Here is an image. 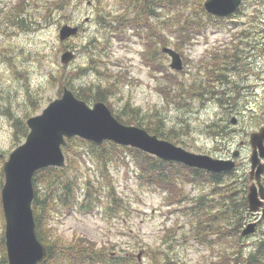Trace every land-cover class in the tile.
Returning a JSON list of instances; mask_svg holds the SVG:
<instances>
[{
	"label": "rangeland",
	"instance_id": "obj_1",
	"mask_svg": "<svg viewBox=\"0 0 264 264\" xmlns=\"http://www.w3.org/2000/svg\"><path fill=\"white\" fill-rule=\"evenodd\" d=\"M51 1L50 8L54 7V1L70 2L69 6L65 7L64 4L61 9L54 8L45 17L46 5ZM120 1L0 0V240L5 234L1 202L3 165L10 153L26 140L21 135L17 139L18 125L15 119H24L26 123L27 118L40 114L51 101L60 97L59 85L48 84V78L51 71L55 72L62 66L61 56L67 49L75 53L74 60L67 66V77L78 78L77 81L73 80L76 88L88 84L99 90V85L114 82V94L108 95L105 102L111 111L118 112L129 105L141 109L140 120L154 122L161 117L166 130L176 132L173 139L167 141L190 152L227 158L235 150H240L238 167L250 171L249 137L264 126V56H259L248 44V41L253 44L259 39V34L250 30L251 37L242 39L245 68L235 75L242 77L247 86L243 89L247 95L244 99L249 106L247 112L250 109L254 112L253 120L258 115L263 119L259 127H254L252 114L246 113L242 119L240 114L235 115L231 110L225 112L213 96L208 95L198 101L169 94L168 88L163 87L166 80L160 72L162 67L147 64L145 51L149 45L145 44L146 39L131 32L117 38L116 34L102 30L98 24V14L122 12ZM245 1L241 7L243 13H236L221 22L209 21L205 34L183 46L181 51L173 46L175 38L172 34L164 30L166 45L159 44V48L167 46L179 52L184 61V70H171V59L167 55L159 58L157 65L164 63L173 75L180 73L181 81L191 83L198 80L202 61L209 58L214 50L233 46L243 30L263 25L251 23L248 18L255 7L252 3L254 0ZM200 15L208 21L206 14ZM107 19L110 20L109 17ZM65 24L81 25V32L63 43L59 39V32ZM94 53L96 66L105 75L89 70L86 77H76L78 73H84L83 68L91 62ZM89 93L92 94V90ZM88 104L92 107L94 103ZM236 116L238 123L233 125L231 120ZM214 124L217 126L210 127ZM218 126L223 127L224 134H215ZM89 153L88 148L75 149L73 153L77 163L80 162L81 176L100 173V165ZM78 155H83L85 160ZM108 167L116 192L125 200L123 211L118 209L111 214L107 209L110 199L103 194L102 204L92 214H56L51 223L57 234L68 240L92 241L97 249H104L113 257H127L123 264H167L168 260L178 264H227L222 259L224 255L233 257L237 251L244 257L241 264H245L249 254L257 250V236L247 238L241 233L232 236L226 233V229L223 235L211 234L210 229L197 233L198 229L191 224V219L183 214L189 205L186 198L184 203L170 202L167 199L169 193L163 188L154 189L142 184L132 155L119 153L117 162ZM197 180L201 185L187 182L182 187L188 201L192 202L204 193L213 198V187L206 183L202 185L203 179ZM218 207L222 209L221 205ZM244 221L247 223L248 218H243V226ZM212 226L217 228L216 224ZM0 264H6L1 243ZM261 264H264V258Z\"/></svg>",
	"mask_w": 264,
	"mask_h": 264
},
{
	"label": "trees",
	"instance_id": "obj_2",
	"mask_svg": "<svg viewBox=\"0 0 264 264\" xmlns=\"http://www.w3.org/2000/svg\"><path fill=\"white\" fill-rule=\"evenodd\" d=\"M52 2L48 3V6L46 5L45 17H48L54 8L61 9L64 4H66L65 7L69 6L70 1H54V7L50 8L49 5H52ZM120 2L122 12L120 14H114V12L98 14V24L102 30L116 34L117 38L124 33L130 34L131 32L139 38L146 39L145 44L149 45L145 51V55H148L145 56L147 64L150 67H162L160 72L166 80V85L163 87H165L164 89L168 88L169 94L173 93L180 99L187 96L189 99L198 101L203 100L205 96H213L225 112L231 110V113L235 115L240 114L242 119L245 118L246 113H249V115L252 114L253 120L255 114L251 109L247 112L249 106L244 99L247 97L243 93V89L247 88L246 83L242 77L237 78L235 75L240 74L245 68L243 62L245 49L243 51L241 42H243V38L251 37L250 30L258 33L260 38L257 39L259 41L255 40L253 44L248 41L249 46L252 45L259 56H264V0L252 1L255 7L248 18L251 23L263 25H256L243 30L238 42H233V46L214 50L209 58L202 61L200 78L191 83L181 81L180 73L178 76L170 73L164 63L157 65L159 58L166 57L161 51V47L159 48V44L166 45L164 30H168L172 34L175 38L172 43L173 46L177 51H181L183 46L190 44L196 37L205 34L209 21L221 22L222 19L209 15L204 8V1L121 0ZM245 2L247 1L243 0V4ZM241 9L237 12L238 14L243 13ZM200 14H206L208 21ZM89 44L91 45L92 41ZM96 59L94 53L91 56V62L83 68L84 73H78L76 77H86V72L89 70L105 75V72L96 66ZM67 75V66L62 65L55 72L49 73L48 84L54 86L58 84L60 94L65 87H68L74 91L78 98L87 103L106 102L108 95L114 94V82H108L106 86L99 85V90L88 84L76 88L73 80L77 81L78 78L74 79L70 76L68 79ZM91 90L92 94L89 93ZM262 111H264V105ZM112 112L121 123L138 126L161 139H173L172 136L176 133L172 129L171 131L166 130L165 121L161 117L156 118L154 122L145 119L144 121L143 119L140 120L138 116L142 114L141 109L131 108L129 105H125L121 111L114 112L112 110ZM143 116L147 118L145 115ZM258 116L253 120L254 127H259L263 120L261 115ZM15 123L18 125L17 139L20 135L26 137L28 128L25 120L15 119ZM213 126L216 127L217 125L214 124L210 127ZM217 128L219 129L215 131V134L222 135L225 133L223 127L218 126ZM86 148L90 152L89 155L100 165L99 175L81 176L80 162L77 163L73 153L75 149ZM63 151L66 156V168H45L36 172L33 178L35 189L33 213L36 233L48 253L47 260L41 264H123L127 261L125 259L127 257H113L111 253L107 254L104 249H97L92 241L68 240L66 237L57 234L51 223L54 216L59 213L63 216L72 215L74 212L94 213L103 202V194L110 199L107 209L111 214H115L118 209L123 211L125 200L116 192L108 172V166L117 162L119 153H128L133 156L139 172L137 176H139L142 184L154 189L163 188L169 193L167 199L170 202L184 203L187 200L186 203L189 205L185 207L183 214L191 219V224L198 229L197 233L206 232V229H210L211 234L220 233L223 235L225 229L226 233H230L232 236L241 233L243 218L246 217L248 208L246 194L249 187V172L245 169L241 170L238 167L228 173L213 174L188 168L179 163L165 162L135 148H123L112 142H105L98 146L79 138L67 140V145ZM78 156L85 160L83 155ZM199 178L204 180L202 185L206 183L213 187L215 191L211 190L214 196L211 198L204 193L189 202V199L183 194L182 187L187 182L196 184V180ZM197 184L201 185L200 183ZM218 205H221L222 209H219ZM212 224H216L217 228H213ZM0 243L4 253V262L7 264L4 238L0 240ZM231 256L225 254L222 259L226 260L227 264H241L244 259L240 255V251L233 254V257ZM249 256L245 264L263 263L264 239L258 244L257 250ZM172 262L178 264L176 261ZM173 263L167 261V264Z\"/></svg>",
	"mask_w": 264,
	"mask_h": 264
},
{
	"label": "water",
	"instance_id": "obj_3",
	"mask_svg": "<svg viewBox=\"0 0 264 264\" xmlns=\"http://www.w3.org/2000/svg\"><path fill=\"white\" fill-rule=\"evenodd\" d=\"M242 0H206L205 10L218 18L235 14ZM79 33V27L70 24L62 26L59 32L61 42ZM162 51L171 58L170 69L182 71L181 55L172 48ZM75 54L67 50L61 56V63L69 65ZM237 125L238 120H231ZM29 133L25 142L13 150L4 163L5 182L1 191L5 217V244L8 264H41L47 259V249L36 234L32 204L35 198L33 177L38 170L56 167L65 168L63 147L67 139L78 137L102 145L113 142L119 146L136 148L166 162H176L189 168L214 174L233 171L240 151H234L232 158H215L207 154L190 152L167 140H162L137 126L124 125L113 115L108 106L100 101L92 107L65 88L60 98L52 101L40 114L27 120ZM252 148L250 177L256 181L247 195L249 211L255 213L264 204V126L249 137ZM255 224H249L242 232L252 234ZM140 257V255H139Z\"/></svg>",
	"mask_w": 264,
	"mask_h": 264
},
{
	"label": "flooded vegetation",
	"instance_id": "obj_4",
	"mask_svg": "<svg viewBox=\"0 0 264 264\" xmlns=\"http://www.w3.org/2000/svg\"><path fill=\"white\" fill-rule=\"evenodd\" d=\"M231 156H232V154H231ZM240 156H241V151H240ZM237 162H238V160H237ZM261 181H262V184L264 185V175L262 176V180ZM253 183H256L255 179L251 180L250 175H249V186H251ZM248 191H247V194H246V198H247V195H248ZM246 217L248 218V221H247V223L244 221V226H243V228L241 230V235H242V231L249 224L254 223L255 224V231L252 234H250L248 236H244V237L251 238L253 236H257V238H256L257 240L255 241V245L259 244L264 239V230H263L264 229V204L261 207V209L259 211L255 212V213L250 212L249 209L247 208Z\"/></svg>",
	"mask_w": 264,
	"mask_h": 264
}]
</instances>
